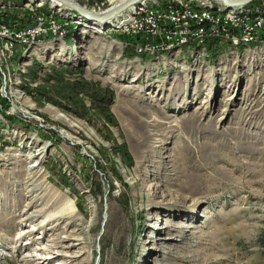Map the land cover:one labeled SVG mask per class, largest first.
<instances>
[{
  "label": "rangeland",
  "instance_id": "rangeland-1",
  "mask_svg": "<svg viewBox=\"0 0 264 264\" xmlns=\"http://www.w3.org/2000/svg\"><path fill=\"white\" fill-rule=\"evenodd\" d=\"M35 2L67 23L47 39L0 33V264H35L39 244L55 248L43 264H264V36L145 50L122 29L175 0L104 30Z\"/></svg>",
  "mask_w": 264,
  "mask_h": 264
},
{
  "label": "built area",
  "instance_id": "built-area-1",
  "mask_svg": "<svg viewBox=\"0 0 264 264\" xmlns=\"http://www.w3.org/2000/svg\"><path fill=\"white\" fill-rule=\"evenodd\" d=\"M8 8L0 13V32L16 34L24 39L37 40L46 38L56 32H63L66 20H58L52 16H38L32 5L19 9L17 15L9 16ZM21 11V12H20ZM209 14V23L204 27H192L183 29V21L186 18ZM5 17H12V24H5ZM221 22L219 31H211L210 23ZM123 33L133 37L135 45H140L145 50L155 47H163L165 44H174L180 40H203L204 36H213L218 43L225 39L240 37H255L264 35V17L239 18L226 15L217 17L213 13L197 10L188 0H175V4L161 3L153 10H147L138 15L133 23ZM9 48V47H8ZM13 56V51L9 48ZM0 86L2 78L0 75ZM2 104V102L0 101ZM4 106V104H2Z\"/></svg>",
  "mask_w": 264,
  "mask_h": 264
},
{
  "label": "bare ground",
  "instance_id": "bare-ground-1",
  "mask_svg": "<svg viewBox=\"0 0 264 264\" xmlns=\"http://www.w3.org/2000/svg\"><path fill=\"white\" fill-rule=\"evenodd\" d=\"M35 1H40L41 3L43 2H45L46 0H28L26 3H29V4H27L26 6H30V5H34V3L33 4H31L32 2H35ZM112 3H113V5L109 8V9H107V10H105V11H93L92 9H90V8H88V7H86L85 5H83V4H81L80 2H79V4H81L82 5V7L84 8V9H86L87 11H90V12H93V13H95V14H97V15H102V14H104V13H106L107 11H110V10H112V9H115V8H117V7H119V6H122V4H124L125 2H127L128 0H110ZM51 2H52V4L54 5V6H56L57 4H61V5H64L65 7H67V8H69L71 11H73V12H78V11H75V10H73V9H71L70 7H68L62 0H51ZM144 2V0H132V1H130V2H128V3H126L125 5H123L121 8H119V9H117L116 11H114L113 13H111V14H109L108 16H106L104 19H102V20H98V19H96V18H89L86 14H85V12H78V14L79 15H81V16H83V17H85V18H87V19H90V20H86V22H84L86 25L87 24H89V26H91V27H95V26H99V28H101L102 30H104L105 28H107V27H112V28H118V27H121V26H123L124 24H127V23H129V21H131V20H133L134 19V13H130V14H128V15H124L123 14V11L125 10V9H128V8H136V7H134V4H136V3H143ZM212 2V4L213 5H215V6H218V7H222V8H224L225 6L224 5H222V4H220V5H218V4H214L213 2H214V0H212L211 1ZM36 3V2H35ZM216 3V2H215ZM247 4H249V3H247ZM247 4L246 5H244V6H242V7H237V8H234V7H231V8H225L226 10H228V9H233L232 11H226L225 13H226V15H230V16H235V17H239V18H259V17H264V5L263 6H261V7H254L253 9H247V10H245V11H242V10H244V9H241V8H244V7H246L247 6ZM193 7V6H192ZM34 9H35V7H34ZM236 9V10H235ZM60 10H63L64 11V9L61 7L60 8ZM218 10V9H217ZM221 10V9H220ZM220 10H218V12L220 13L221 11ZM238 10V11H237ZM241 10V11H240ZM250 10V11H249ZM18 11V10H17ZM35 13H36V9H35ZM144 13V12H143ZM37 14V13H36ZM140 14V13H139ZM221 14V13H220ZM223 15H224V13H222ZM202 15H209V14H199L198 16H199V19H198V16H193V17H191V18H186L184 21H183V29H191L190 27H204L205 26V23L207 22V21H209V17H207V16H205V17H203V18H201L200 16H202ZM226 15H224V16H226ZM81 16H79L78 18L79 19H81V20H83V18L81 17ZM219 17H221V16H219ZM5 18H12V17H5ZM214 22H212V23H210V25L211 24H213ZM66 25V23L64 24V26ZM64 26H63V28H64ZM217 28V27H216ZM215 28V29H216ZM101 29H98L99 31H101ZM212 30V29H211ZM219 30V29H218ZM217 30V31H218ZM0 33H5V32H0ZM57 33H63V32H56L55 34H53V35H56ZM8 34H11V33H8ZM13 35H16V34H13ZM17 36H19V35H17ZM51 35H49L48 37H46V38H39V39H37V40H40V39H47V38H49ZM259 36H264V35H259ZM205 37L206 36H204L203 37V39H205ZM241 38H243V39H245V38H252V37H240V38H236V39H225V42L226 41H234V42H236V40H237V42H238V40L239 39H241ZM24 40H33V39H24ZM23 40V41H24ZM263 40V39H262ZM184 41L186 42V41H190V40H180L179 42H176V43H184ZM194 41H201V40H194ZM194 41H192V42H194ZM203 41V40H202ZM176 43H174V44H176ZM200 43V42H199ZM9 44V41H6V45H8ZM170 45H172V44H165L164 46H170ZM163 46V47H164ZM11 55V54H10ZM13 56H14V52H13ZM1 78H2V76H1ZM2 86H3V81H2ZM1 106H3L2 104H1ZM4 107H5V105H4ZM61 117H63V116H61ZM32 167H35V164H33V166ZM75 203H73V201H71V200H68L67 202H66V204H65V207L64 208H66V209H70L71 211H74V209H75ZM82 243V242H81ZM78 244H80V243H72V244H70V248L71 247H73V246H77ZM46 249L47 250H49L48 252V254H53L54 255V250H55V248H53L52 247V244H50V245H48L47 247L45 246V245H42V244H39L37 247H35V248H33L30 252H29V259H33L34 260V263L35 264H43V263H41V259H42V257H43V254H45V252H46ZM42 250H44L45 252H43ZM56 254V253H55ZM56 256V255H55ZM60 262H62V261H60ZM61 264V263H60Z\"/></svg>",
  "mask_w": 264,
  "mask_h": 264
},
{
  "label": "water",
  "instance_id": "water-1",
  "mask_svg": "<svg viewBox=\"0 0 264 264\" xmlns=\"http://www.w3.org/2000/svg\"><path fill=\"white\" fill-rule=\"evenodd\" d=\"M68 7H70L71 9L78 11V12H85V14L89 17V18H96L98 20H102L104 19L106 16H108L109 14L113 13L114 11H116L117 9L121 8L123 5H125L126 3L132 1V0H128L127 2H125L124 4H122V6H119L115 9H112L110 11H107L106 13L102 14V15H97L93 12L87 11L86 9H84L82 7L81 4H79L78 1L76 0H62ZM216 3L222 4L225 6V8H237V7H242L244 5H246L247 3H249L251 0H214Z\"/></svg>",
  "mask_w": 264,
  "mask_h": 264
},
{
  "label": "trees",
  "instance_id": "trees-1",
  "mask_svg": "<svg viewBox=\"0 0 264 264\" xmlns=\"http://www.w3.org/2000/svg\"><path fill=\"white\" fill-rule=\"evenodd\" d=\"M256 1H257V0H252V1H250L249 3H255ZM124 35H125V37H124V41L126 40V41H130V42H132V40H133V37H132V36H129V35H126V34H124ZM207 45H208V48L211 50L213 46L216 47V46L219 45V44H218L217 40H215V39H211V40L208 41ZM100 87H101V86H100ZM99 90L102 91L103 89H99ZM99 96H100V94H99ZM8 117H10V116H8Z\"/></svg>",
  "mask_w": 264,
  "mask_h": 264
}]
</instances>
